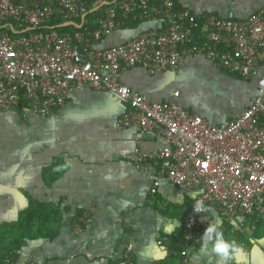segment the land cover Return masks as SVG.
<instances>
[{
    "label": "built area",
    "instance_id": "obj_1",
    "mask_svg": "<svg viewBox=\"0 0 264 264\" xmlns=\"http://www.w3.org/2000/svg\"><path fill=\"white\" fill-rule=\"evenodd\" d=\"M129 22L160 28L101 47ZM188 55L254 79L252 102L232 120L212 125L175 101L149 103L120 82L130 68L149 75L175 71ZM263 66L264 6L234 19L175 10L174 0H0V111L22 108L46 117L80 88L107 92L126 104L117 128L133 129L135 139L152 134L164 142L159 151L135 150L126 159L144 174L147 165L155 167L154 186L165 179L197 191L182 221L178 264L190 263L189 253L210 220L208 207L225 217L257 215L264 222ZM197 201L204 205L199 214L193 209ZM89 221L80 214L73 231L80 233ZM171 243L168 238L157 242ZM132 261L127 245L116 264ZM11 262L7 256L1 264Z\"/></svg>",
    "mask_w": 264,
    "mask_h": 264
},
{
    "label": "crops",
    "instance_id": "obj_2",
    "mask_svg": "<svg viewBox=\"0 0 264 264\" xmlns=\"http://www.w3.org/2000/svg\"><path fill=\"white\" fill-rule=\"evenodd\" d=\"M175 1L199 17L234 19L264 6V0ZM122 31L101 47L123 43L128 36ZM120 82L149 103L175 101L212 125L232 120L256 93L254 79L235 77L191 55L181 57L175 71L157 75L127 69ZM126 109L107 92L80 88L46 117L22 108L0 111V229L15 223L30 202L52 204L61 214L57 236L27 242L11 264H116L127 245L132 264H178L182 221L197 191L165 179L154 186L155 167L147 165L144 174L126 159L135 150L151 153L164 147L156 135L135 139L133 129H118L115 123ZM205 212L227 239L242 246L234 264H264V222L257 215L225 217L213 207ZM80 214L90 221L75 233ZM165 238L171 239L169 246L157 244Z\"/></svg>",
    "mask_w": 264,
    "mask_h": 264
},
{
    "label": "trees",
    "instance_id": "obj_3",
    "mask_svg": "<svg viewBox=\"0 0 264 264\" xmlns=\"http://www.w3.org/2000/svg\"><path fill=\"white\" fill-rule=\"evenodd\" d=\"M174 9L182 10L174 0ZM140 23L129 22L123 30L136 29ZM65 31L66 29H61ZM122 31V30H121ZM60 212L52 204L30 202L15 223L0 229V264L3 259L13 256L27 242L37 239L51 240L57 236ZM12 263V262H11Z\"/></svg>",
    "mask_w": 264,
    "mask_h": 264
},
{
    "label": "clouds",
    "instance_id": "obj_4",
    "mask_svg": "<svg viewBox=\"0 0 264 264\" xmlns=\"http://www.w3.org/2000/svg\"><path fill=\"white\" fill-rule=\"evenodd\" d=\"M62 167L68 168L70 165L64 164ZM193 209L198 214L202 212L203 202L197 201ZM197 244L198 247L194 248L189 256L190 264H234L244 251L235 240L225 237L224 231L214 220L207 222Z\"/></svg>",
    "mask_w": 264,
    "mask_h": 264
},
{
    "label": "water",
    "instance_id": "obj_5",
    "mask_svg": "<svg viewBox=\"0 0 264 264\" xmlns=\"http://www.w3.org/2000/svg\"><path fill=\"white\" fill-rule=\"evenodd\" d=\"M147 25V24H146ZM146 25H140L139 27H137L136 29H131V30H123L122 33L124 35H127V39L125 41H128L132 38H134L135 36H137L139 33H141L142 31L147 30ZM124 41V42H125Z\"/></svg>",
    "mask_w": 264,
    "mask_h": 264
}]
</instances>
